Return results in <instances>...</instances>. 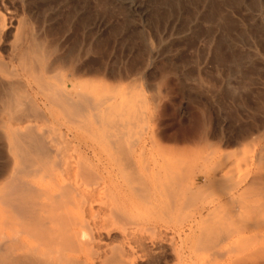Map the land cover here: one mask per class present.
Here are the masks:
<instances>
[{"label":"rangeland","instance_id":"obj_1","mask_svg":"<svg viewBox=\"0 0 264 264\" xmlns=\"http://www.w3.org/2000/svg\"><path fill=\"white\" fill-rule=\"evenodd\" d=\"M0 22V82H20L14 95L44 116L13 126L44 134L60 162L53 175L63 176L66 164L78 171L75 182L68 172L64 179L88 193L82 219L93 233L108 225L122 235L101 239L102 249L122 244L128 264H264V207H241L264 202V190L239 195L264 175V0H0ZM36 38L57 43L67 64L46 72L40 59L30 69L12 59ZM69 64L80 68L73 79ZM63 84L92 107L65 116L64 103L49 102ZM97 114L128 118L121 140L134 182L96 127ZM6 144L0 139V168L10 162ZM83 167L104 181L82 176ZM224 218L232 233L203 248L197 236Z\"/></svg>","mask_w":264,"mask_h":264},{"label":"bare ground","instance_id":"obj_2","mask_svg":"<svg viewBox=\"0 0 264 264\" xmlns=\"http://www.w3.org/2000/svg\"><path fill=\"white\" fill-rule=\"evenodd\" d=\"M1 30L2 25L0 22V35ZM34 40L26 45L25 48L19 47L14 51L12 59L17 58L21 61L25 69L35 67V64H33L34 60L38 61L40 59L46 72L53 70L57 64L64 63L63 56L57 54L58 44L54 43L52 39L49 40L47 38L46 40L44 38L46 43L42 42L43 39ZM39 48L44 52L41 57L38 55ZM26 53L27 55L25 56ZM29 55L32 56L31 61H28ZM3 64L0 63V70L6 68ZM71 69L72 72L69 76L73 79L76 73L80 71V68L73 65ZM18 83L20 82L15 83L12 80L0 82V100H3L4 106V119H0V127L2 129L5 128L3 130L4 133H0V139L6 141L7 144L5 146L10 154V162L0 168V178L3 177L0 184V264H128L127 251H125L122 244H120L121 246L110 245L111 247L102 249L103 245L99 243L103 238L111 242H120L122 235H112V228L109 229L108 225L94 227L95 232L93 233L92 228L86 223L87 221L85 222L82 219L81 215L85 211L84 205L88 193L82 192L74 183L78 171H73V176L69 164H66L64 169L62 168L63 171L68 172V177L72 178L71 174L73 178L75 177L74 182L70 181L68 183L65 182V179L70 180V178L66 177L65 172H63L65 177L64 175H53L51 170L59 166L60 162L58 163L52 159L53 149L44 138V134L36 131L30 125L23 128L13 126L24 122L29 116L39 118L43 116V111L39 112L32 99V101H29L27 96V99H24L17 98L16 94L14 95L16 89L19 90L17 88L19 87ZM60 93L61 95L58 99L50 98V101L48 99L47 101L56 105L64 103L66 107L63 109V113L69 118L80 115L87 107L89 109V106L93 104L90 101L91 98L89 99L82 94L81 101L77 102L76 99L68 94L65 84L60 88ZM78 96L80 98V94ZM127 121V117L118 118L112 116L111 118H106L102 114L94 116L96 127L102 130L106 143L113 149V158L118 161L122 168L130 169L133 165L129 156L125 153L121 140L122 131ZM81 126L83 127L84 125ZM71 136L72 139L76 138L75 133H72ZM105 169L106 167H102L101 170L104 171ZM134 172L136 173V171L132 172L130 169L125 174L132 178L130 180L133 181L137 178ZM39 173L41 178L38 180L36 177ZM80 174L86 177L94 174L96 178L98 177L104 181L102 174L98 173L97 168H84L80 171ZM94 176L91 177L94 178ZM45 177L48 178L46 182L43 180ZM85 179L84 182H86ZM135 182L139 186L137 189L140 190L143 182L140 179ZM208 183L205 180L203 185L198 188L199 191L205 189ZM166 184L173 186L174 183L172 180H168ZM239 190V195L243 197H247L254 192L263 191L264 175L260 173L254 174ZM244 206L243 204L241 207L248 210L247 212L256 211L264 207V202L246 204ZM219 209L216 210L218 213ZM109 212L111 213V211ZM79 213L81 214L78 215ZM222 219L220 221L214 220L216 222L214 225L206 224L203 233L197 236V241L203 248H214L222 238L225 239L231 232L233 221L226 220V218ZM203 222H208V220ZM104 245H109V243ZM201 245L199 246L201 247Z\"/></svg>","mask_w":264,"mask_h":264}]
</instances>
